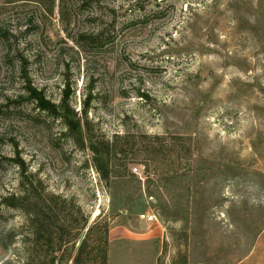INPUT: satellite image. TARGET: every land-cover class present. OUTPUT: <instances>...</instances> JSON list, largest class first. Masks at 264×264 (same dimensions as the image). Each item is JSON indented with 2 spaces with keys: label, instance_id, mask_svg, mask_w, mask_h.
Listing matches in <instances>:
<instances>
[{
  "label": "rangeland",
  "instance_id": "rangeland-1",
  "mask_svg": "<svg viewBox=\"0 0 264 264\" xmlns=\"http://www.w3.org/2000/svg\"><path fill=\"white\" fill-rule=\"evenodd\" d=\"M30 89L67 91L83 149ZM87 138L103 158L112 142L108 179ZM23 190L0 209V264L25 260L48 193L73 256L97 222L106 264H264V0H0V203Z\"/></svg>",
  "mask_w": 264,
  "mask_h": 264
},
{
  "label": "trees",
  "instance_id": "trees-1",
  "mask_svg": "<svg viewBox=\"0 0 264 264\" xmlns=\"http://www.w3.org/2000/svg\"><path fill=\"white\" fill-rule=\"evenodd\" d=\"M100 34V33H99ZM99 34L96 35H82L80 36L83 40H95L99 37ZM29 95L35 102L38 109L45 111L52 117L59 119L67 132L71 134V138L76 141V143H80L81 149L84 148V144L81 138V125L79 120H74L73 118H69V107H68V95L67 91L63 90L62 96L58 101V104H53L49 102L41 93L36 92L33 89L29 90ZM87 101L91 97L90 94L87 96ZM83 115H86V109H83ZM120 137L116 135L113 139L119 140ZM88 141V149L93 156V160L96 164L100 165L103 163L102 159L105 163L100 172L101 177L103 179H108L109 176V153L110 146L112 142H106L107 152L105 154V158H103V154L100 153L98 147L94 142H92L91 138H87ZM115 143V142H113ZM18 158V157H17ZM17 165L23 169L22 162L18 160ZM100 169V168H99ZM100 171V170H99ZM24 199V190L21 191V194L18 196L11 195L8 198H3L0 203L1 208H10V209H22L23 206L21 204H15V202H22ZM61 202L62 204L66 202L65 199H62L59 196L53 194H47L43 199L33 202V207L35 211L33 215L25 216V226L30 229V232L26 235V239L21 241L23 245V254L26 255L25 260H21V263L17 264H27V260L29 258H36L38 260V249L39 247L45 246L47 249V255L50 256V260L46 264H68L71 261V264H93L90 261L87 263H83L81 258L82 254L86 251L89 246V241L93 242V247L90 249L89 255H96V258L100 259L98 264H106V246H107V225L101 226L97 222H93L91 226L86 229V233L83 237V240L80 242L76 254L73 256L71 251L74 248V240L70 238L69 232L65 231L64 223H67V219L63 218V224L61 226L56 225L55 214L57 212V202ZM3 219V216L0 215V220ZM6 236L13 243L14 237H16L14 231H8ZM41 241H44L43 245ZM95 245V247H94ZM4 248V247H3ZM1 264H12V260H5ZM97 264V263H94Z\"/></svg>",
  "mask_w": 264,
  "mask_h": 264
},
{
  "label": "built area",
  "instance_id": "built-area-1",
  "mask_svg": "<svg viewBox=\"0 0 264 264\" xmlns=\"http://www.w3.org/2000/svg\"><path fill=\"white\" fill-rule=\"evenodd\" d=\"M139 169L138 168H134L133 170H132V172L135 174V175H139ZM139 218L142 220V221H144V222H148V223H150V222H153V221H155L156 220V218H155V216L154 215H147V214H141V215H139Z\"/></svg>",
  "mask_w": 264,
  "mask_h": 264
}]
</instances>
